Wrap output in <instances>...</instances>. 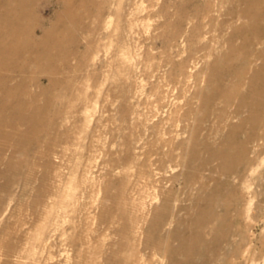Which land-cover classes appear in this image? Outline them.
<instances>
[{"label":"rangeland","instance_id":"rangeland-1","mask_svg":"<svg viewBox=\"0 0 264 264\" xmlns=\"http://www.w3.org/2000/svg\"><path fill=\"white\" fill-rule=\"evenodd\" d=\"M17 1L0 0L1 13L16 12L0 41L53 33L68 66L48 104L53 128L32 137L22 116L0 144V264H264V109L251 79L263 66L264 0ZM235 58L239 93L253 100L239 111L225 95ZM5 88L9 110L17 99ZM231 124H243L238 141L254 135L250 161L233 175L221 160L201 170L207 145L228 149ZM161 216L169 225L154 227ZM194 235L187 255L181 240Z\"/></svg>","mask_w":264,"mask_h":264},{"label":"bare ground","instance_id":"bare-ground-1","mask_svg":"<svg viewBox=\"0 0 264 264\" xmlns=\"http://www.w3.org/2000/svg\"><path fill=\"white\" fill-rule=\"evenodd\" d=\"M16 4H18V6L23 5V1L21 2L18 0ZM15 13L16 12L12 7H5V10L2 13L0 12V23L4 19L7 20V23H4L3 25L0 24V34L13 33L15 26ZM33 17L34 14H27L28 20L31 21H29L30 24H32V21H34ZM34 29V32H36L37 35L35 39L24 38L20 40L21 42L19 44H15L14 46L0 41V70L5 71V74L0 77V87L6 86L4 91L5 97L15 96L17 99L12 105V109L8 110L6 108H0V114L5 113L4 117H0V144L5 146H7L6 143L8 136L6 133V128H19V120L22 116L24 120L23 124L21 125L28 129V133H35V135H32V137H36L40 129L48 126L49 124L51 125V128H53V124H51V118L47 116L48 104L53 100V91H55L60 85L65 87L66 84L65 81L62 83L58 79L57 75L60 73V70L65 67V65L68 66V62L67 60L61 58L60 53L53 52V33L48 34L45 32V35L40 36L38 35L39 29ZM42 31L44 32V30ZM24 33L25 29L22 27H17L13 38H16L15 36H19ZM253 41L254 38H248L247 40V51L250 53V55L254 54L252 53L253 48H251V46L253 47ZM257 41L260 42L261 40L257 38ZM262 44L264 45V41H262ZM60 58L63 60L62 64L57 63L58 59ZM259 58L262 59L263 66H260L258 71H256V73L251 76V79H253L252 84L256 83V85L252 88V97L257 96V107L263 110L264 101L262 98H264V52L260 53ZM235 62L238 63L239 59L235 58L233 63L230 65V72L232 74L230 79L231 82L227 88V91L225 92V95L229 97L231 102L234 101L235 103L237 100L236 103L238 104L236 106V111H239L242 108L249 109L253 104V100H248L246 96H243L241 93H239L237 85L242 83L241 81L244 79L245 75H238L234 73V67L237 66ZM248 64L245 62L244 67L248 66ZM14 73L16 76L13 75ZM38 73L41 75L40 77H37L39 75ZM46 81L47 84L45 83ZM11 85H14L15 87H12ZM55 97L56 94L54 95V98ZM41 101H44V105L41 103ZM24 113H26L25 117ZM250 121L252 122L251 124L255 129L258 125H260L261 119H257V116L253 115ZM242 125L243 124L230 125V139L228 140V149H226V151L228 150L229 153H227L225 150H215L211 145H207V152H209L208 156L206 158H199L198 160V167L201 170H206L213 161L221 160L223 164L219 167V171L224 174L233 175L237 174L241 167H244L248 164L250 161L248 156L249 144L254 141L255 137L254 135L250 136L248 134L246 135V140L238 141L237 136L242 130ZM3 148L4 147L0 148V164L3 163V159L1 158V155L4 151ZM235 154H238L239 157L234 159V156L231 155ZM162 167L163 163H160V169ZM2 174L3 172L0 171V177L4 176ZM178 181V176L173 177V182ZM213 196L214 193L208 196L206 201L211 202ZM169 198V193L166 195L164 194L165 201H167ZM166 208L167 204H164L159 211L164 212ZM205 218L206 216L204 218L198 217L196 221L202 223ZM208 218V222L214 225L220 221V219L214 214L209 215ZM167 224L169 225L166 218L161 216V218L158 219V221H156L153 226L161 227L166 226ZM215 236L218 240L227 239V235H225L224 238H221V235L219 236V234L215 233ZM150 237H152V233H150ZM199 241H202L201 235L182 238L181 242L183 244V252H185L187 255H190L193 251L194 242ZM175 253L176 251H174V254Z\"/></svg>","mask_w":264,"mask_h":264}]
</instances>
